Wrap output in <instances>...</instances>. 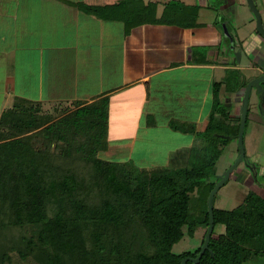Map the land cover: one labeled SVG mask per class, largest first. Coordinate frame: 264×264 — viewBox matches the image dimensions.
<instances>
[{"label": "trees", "instance_id": "1", "mask_svg": "<svg viewBox=\"0 0 264 264\" xmlns=\"http://www.w3.org/2000/svg\"><path fill=\"white\" fill-rule=\"evenodd\" d=\"M77 6L105 21L124 22L126 34L144 24L191 28L200 10L199 5L171 0L158 18V4L152 1ZM241 75L233 70L229 80ZM249 82L229 84L228 90ZM31 103L17 99L0 119V229L9 224L16 231L32 228L33 234L20 241L25 248L13 243L23 259L31 256L40 264H182L184 258L199 256L210 221L208 198L222 179L217 163L230 139L212 137L204 147L176 152L168 165L156 168L105 161L97 154L109 143V96L79 103L72 117L46 125L32 115L25 119V105ZM215 113L231 121L220 102ZM240 122L241 115L234 128L237 139ZM15 127L25 128L13 136L8 131ZM171 128L189 133L195 126L173 122ZM38 135L47 141V149L36 150L32 139ZM58 139L66 141L60 152L52 150ZM77 158L91 166L89 179H80L73 166ZM197 189L200 200L193 213L192 193ZM218 226L225 232L216 237ZM184 227L190 236L199 227L207 230L200 247L177 254L173 248L185 236ZM258 257H264V195L250 191L233 210L214 208L209 246L199 263L187 264H248ZM12 263L9 247L0 243V264Z\"/></svg>", "mask_w": 264, "mask_h": 264}, {"label": "crops", "instance_id": "2", "mask_svg": "<svg viewBox=\"0 0 264 264\" xmlns=\"http://www.w3.org/2000/svg\"><path fill=\"white\" fill-rule=\"evenodd\" d=\"M117 1L0 0V119L17 99L79 104L109 96L108 140L114 158L136 163L140 152V156L165 158L161 166H166L176 152L206 145L204 140L198 145L197 136L207 133L209 121L219 115L215 113L218 102L236 122L247 86L228 90V85L264 74V37L252 26L248 13L239 16L241 28L230 32L217 17L199 29L205 9L213 8L205 0L200 4L180 0L199 5L194 27L144 24L130 34H125L122 21H105L77 6ZM145 1L158 4V18L169 2ZM222 1L227 2L223 9L233 3L242 8L247 4L246 0H213V5L219 8ZM211 35L214 46L207 41ZM204 48L206 53L199 52ZM200 58L206 62L195 61ZM251 69L256 75L245 73ZM233 70L242 73L239 80H229ZM251 100L249 116L264 129V101L252 104ZM173 122L195 129L177 132L171 128ZM257 154L262 161L264 150Z\"/></svg>", "mask_w": 264, "mask_h": 264}, {"label": "rangeland", "instance_id": "3", "mask_svg": "<svg viewBox=\"0 0 264 264\" xmlns=\"http://www.w3.org/2000/svg\"><path fill=\"white\" fill-rule=\"evenodd\" d=\"M159 1H165V0H159ZM200 1L201 0H191V2H193L194 4H200ZM205 1L207 2L210 1L213 8L208 11L205 9L204 13L205 12L206 13L202 18V21L199 25V29L200 27L201 28L205 27V23H207L208 21L210 22L215 17H217L219 20V25H222L221 27L223 28L224 26L227 25L228 31L230 32V30L231 29L233 30L234 27L239 28L242 25L243 21L239 19V16L244 17L246 16L245 14L247 13L250 15L251 21L253 23L252 26H254L255 29H257V21L255 14L253 13L252 9L249 7L248 4L244 6V8L247 7L248 9L243 11L244 8H242L240 4L233 3L230 6H228V8L223 9V7H227L226 6L227 4L225 5V3L227 2L225 1L219 2L220 4L219 8L213 5V0H205ZM255 3L258 6V9L261 13L263 19V25H264V0H255ZM86 4H90V3L87 2ZM206 17L208 18V20H206ZM243 30L245 31V29ZM124 32L126 34V31ZM225 34L227 35L226 32ZM224 39L227 40L228 38L225 37ZM207 41L211 43L210 45L214 46V44H212L213 42H215L214 35H211L207 39ZM235 61L234 59H232V63H235ZM256 61L259 62V60ZM245 73L247 75H256V72L253 69L246 70ZM258 95L259 97H257ZM251 99H252L251 100L252 104L255 101H260V100L264 101V93H262L261 91L255 88L253 90V95ZM77 108H78V104L76 103H71V104L31 103L28 104V106L25 105V110L27 111V115L25 116V119L31 117L32 115L35 116L36 119L42 121L45 125L47 123L49 124L50 122L51 124L58 122L61 123L63 120L72 117L75 111L77 110ZM257 111L262 112L260 110ZM209 122L210 124L207 133H205L204 135L197 136L198 139L197 144L201 146L202 144L200 143L212 137L223 140L230 139L229 145L224 146V151L217 163V177L223 178V176L226 174L228 169L231 168V166H233V164L237 161V159L240 156L239 142L238 139L234 137V128L237 127V123L235 121L234 122L229 120L226 121L224 118L221 117V115H217L213 117V119L210 120ZM259 125H260L259 123L256 124L252 121L251 116L248 117L247 125L245 127V133H244L246 155L244 159L241 161V163L238 165V167L232 172L227 183L224 186H222L220 190L217 192L214 202L216 208L233 210L234 208L239 207L244 203L246 195L250 191H254L261 196L264 195V159L262 158V161L259 162L260 154H257L258 150L260 151L264 150V129L262 128V126ZM19 126L21 127V125ZM24 128H21V130ZM21 130L18 127H15L8 132L10 134L13 133V136H16V134L22 133ZM45 141H46L45 138L41 137V135H38L34 139H32V143L35 146L36 150L47 149V144H46L47 141L46 142ZM65 144L66 141L64 139H58V141L55 140V142L52 145V150H56L58 148L57 151L60 152L62 149L61 146H64ZM139 154L140 152L137 153V156L134 158V161L136 162L135 164L139 167L156 168L161 165H164L166 162L165 158L160 156L159 157L153 155L140 156ZM97 156L100 159H104L105 161H117L122 163L126 162L124 159L121 160V158L118 157L114 158V156L112 155V150L110 148V143H108L103 150L98 152ZM76 160L77 161L73 164V166L76 169V172L79 174L80 179H84V180L89 179V172L92 171L91 166L85 164L82 161V159L77 158ZM151 163L155 164L156 166H147V165H152ZM199 200H200L199 191L197 189L194 193H192L191 208L193 213H196L195 208L199 203ZM16 230L17 228L15 229V225L12 224L6 225L3 228L1 227L0 229V243H3L9 247V251L13 258L12 264H40L39 262H36L31 256H29V258L23 259L13 248L14 242H17L15 244L16 245L15 248H18L19 246H21L22 248L26 247L25 244L23 242L20 243V241L23 237H29L33 234L32 228L28 226V228L26 229H21L18 231ZM206 230L207 228L199 227L195 235L190 236L187 232V228L184 227L183 231L185 232V236L174 246L173 251L177 254H181L189 251L192 252L195 251L198 247L201 246ZM224 232H225V227L218 226V228H216L215 236L218 237L220 234ZM250 264H264V257H258L253 261H251Z\"/></svg>", "mask_w": 264, "mask_h": 264}, {"label": "water", "instance_id": "4", "mask_svg": "<svg viewBox=\"0 0 264 264\" xmlns=\"http://www.w3.org/2000/svg\"><path fill=\"white\" fill-rule=\"evenodd\" d=\"M249 7L252 9L253 13L255 14L256 21H257V31L260 35L264 37V25H263V19L261 16V13L258 9V6L255 3V0H246ZM226 33L227 30H226ZM239 56V55H238ZM264 82V74L252 79L247 87L245 88L244 97H243V104L241 108V122H240V129L238 134V142H239V148H240V156L237 159V161L231 166V168L228 169L226 174L223 176V178L217 183V185L214 187V189L211 191L209 198H208V205H209V213H210V221L208 226V231L206 235V239L204 244L201 247V252L197 258H191L187 257L183 259L182 264H187L188 261H192L194 263H199L203 254L205 253L206 249L209 246V243L213 237L214 233V199L217 194V192L220 190L222 186H224L227 181L229 180L232 172L238 167V165L241 163V161L244 159L246 155V149H245V143H244V133H245V127L246 122L248 118V109H249V103L251 98V93L253 91V88L256 87L257 90L264 93V88L262 86V83Z\"/></svg>", "mask_w": 264, "mask_h": 264}, {"label": "flooded vegetation", "instance_id": "5", "mask_svg": "<svg viewBox=\"0 0 264 264\" xmlns=\"http://www.w3.org/2000/svg\"><path fill=\"white\" fill-rule=\"evenodd\" d=\"M246 3H247V1H246ZM248 4V3H247Z\"/></svg>", "mask_w": 264, "mask_h": 264}]
</instances>
